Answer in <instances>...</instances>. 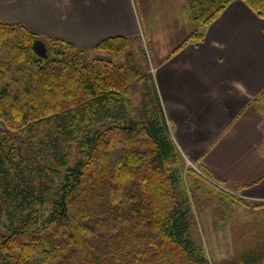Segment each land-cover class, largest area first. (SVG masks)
Listing matches in <instances>:
<instances>
[{"label":"trees","instance_id":"16d2710c","mask_svg":"<svg viewBox=\"0 0 264 264\" xmlns=\"http://www.w3.org/2000/svg\"><path fill=\"white\" fill-rule=\"evenodd\" d=\"M231 1L186 7L203 26ZM243 1L264 18V0ZM202 37L196 28L185 42ZM36 39L46 57L32 49ZM130 42L108 37L91 50L117 57ZM85 52L0 19V264H210L175 193L183 160L152 76ZM136 78L145 90L132 117ZM187 171L196 187L222 191L206 171Z\"/></svg>","mask_w":264,"mask_h":264},{"label":"crops","instance_id":"0c3cea01","mask_svg":"<svg viewBox=\"0 0 264 264\" xmlns=\"http://www.w3.org/2000/svg\"><path fill=\"white\" fill-rule=\"evenodd\" d=\"M180 1L184 13L187 0ZM136 5L0 0V19L91 49L108 37L138 36ZM181 21L194 23L189 15ZM195 29L169 39L173 45L151 69L172 138L187 160L223 185H241L245 196L264 199V18L232 0L202 26L201 39L185 42Z\"/></svg>","mask_w":264,"mask_h":264},{"label":"rangeland","instance_id":"374dc122","mask_svg":"<svg viewBox=\"0 0 264 264\" xmlns=\"http://www.w3.org/2000/svg\"><path fill=\"white\" fill-rule=\"evenodd\" d=\"M135 1L140 33L131 37L127 50L114 57L109 52L83 49L86 51L85 59L90 61L101 56L115 63L138 68L153 79L151 69L173 45L169 39L180 40L194 28L201 31L202 26L181 21V15L188 17L189 13L187 7L184 13L181 12L180 0ZM6 14L12 17L14 11L9 10ZM130 86L127 114L138 117L145 84L136 78ZM177 149L183 160L184 181L176 184L175 193L188 209L189 237L203 248L210 264H264V199L245 196L241 193V187L237 189L221 185V192L208 185L196 187L193 183L194 174L189 175L187 169L191 168L203 176L205 174ZM77 159V146L74 143L69 153V165L72 166ZM45 206L49 207V202ZM44 213L46 215L47 211ZM2 232L0 228V234Z\"/></svg>","mask_w":264,"mask_h":264},{"label":"water","instance_id":"95a60500","mask_svg":"<svg viewBox=\"0 0 264 264\" xmlns=\"http://www.w3.org/2000/svg\"><path fill=\"white\" fill-rule=\"evenodd\" d=\"M32 49L34 52L41 56V57H46L47 56V47L45 45V42L42 39H36L32 43Z\"/></svg>","mask_w":264,"mask_h":264},{"label":"clouds","instance_id":"9594fccd","mask_svg":"<svg viewBox=\"0 0 264 264\" xmlns=\"http://www.w3.org/2000/svg\"><path fill=\"white\" fill-rule=\"evenodd\" d=\"M237 86H239V85H237Z\"/></svg>","mask_w":264,"mask_h":264}]
</instances>
